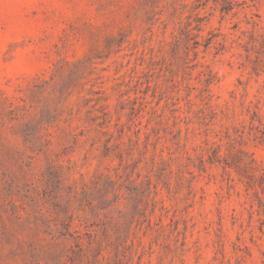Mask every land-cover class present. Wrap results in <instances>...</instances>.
I'll list each match as a JSON object with an SVG mask.
<instances>
[{"label":"rangeland","instance_id":"374dc122","mask_svg":"<svg viewBox=\"0 0 264 264\" xmlns=\"http://www.w3.org/2000/svg\"><path fill=\"white\" fill-rule=\"evenodd\" d=\"M0 264H264V0H0Z\"/></svg>","mask_w":264,"mask_h":264}]
</instances>
